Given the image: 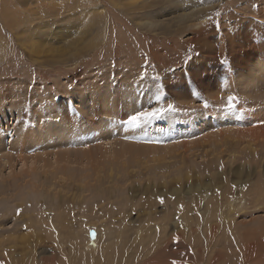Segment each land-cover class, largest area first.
I'll use <instances>...</instances> for the list:
<instances>
[{"label": "rangeland", "instance_id": "374dc122", "mask_svg": "<svg viewBox=\"0 0 264 264\" xmlns=\"http://www.w3.org/2000/svg\"><path fill=\"white\" fill-rule=\"evenodd\" d=\"M261 121L264 0H0V264H264Z\"/></svg>", "mask_w": 264, "mask_h": 264}, {"label": "bare ground", "instance_id": "6f19581e", "mask_svg": "<svg viewBox=\"0 0 264 264\" xmlns=\"http://www.w3.org/2000/svg\"><path fill=\"white\" fill-rule=\"evenodd\" d=\"M11 11V10H10ZM36 17V16H35ZM26 25V24H25ZM200 29L201 28H199L198 30H196V31H194V33H198V31H200ZM38 43V42H37ZM260 60L258 61V65L260 64ZM257 69H259V68H257V65H256V67H254L253 66V68H251V71L254 73V72H256L257 71ZM132 89H134V87L132 88ZM134 144H129L128 146H126V149L129 151V152H131L132 153V160L133 159H135L136 160V157H135V154H143L144 152H143V147L142 146H133ZM171 184V183H170ZM170 186H172V185H170ZM178 188H180V187H175L174 189H172L171 190V193H170V195L172 196V198H171V200H175V199H177V193H178ZM155 196L156 197H160V195L159 194H156L155 193ZM193 200V201H192ZM192 200H191V202L193 203V204H195L196 203V201H194V198H192ZM179 212V211H178ZM176 213L174 212V213H172L171 214V216L167 219V220H174L175 219V217H176V215H175ZM176 220V219H175ZM166 222V221H165ZM145 228V227H144ZM176 229H177V227L175 228V227H173V230H172V238L174 239V238H176L177 237V232H176ZM163 236V235H162ZM161 238V237H160ZM159 238V239H160ZM245 238H247V237H245ZM263 238V237H262ZM163 239V238H162ZM180 239V238H179ZM257 239V238H256ZM176 240L178 241V239L176 238ZM181 240V239H180ZM179 240V241H180ZM233 240V239H232ZM238 240V239H237ZM158 241V240H157ZM257 241V242H256ZM166 242V241H165ZM230 242V241H229ZM246 242L248 243V248H246V252L247 253H249V254H252L253 256H255V255H260L262 252H264V239H259V237H258V239L257 240H253L252 242H250L248 239L246 240ZM172 244V246H174V244L175 243H178V242H176L175 240H173V241H168L167 243H166V247H167V245L168 244ZM180 243V242H179ZM256 243H260L259 245L258 244H256ZM77 244V243H76ZM86 244V243H85ZM160 244V243H159ZM245 243H243V245H244ZM250 244V245H249ZM183 245H184V243H183ZM236 245V244H235ZM239 245V244H238ZM161 246V245H160ZM159 246V247H160ZM186 247V246H185ZM236 247H237V245H236ZM240 247V246H239ZM191 248V247H190ZM183 249V248H182ZM169 250V249H168ZM113 251V252H112ZM111 252H110V254H109V257H108V259L111 261V256H112V254L114 253V250H112ZM165 249L164 248H162V249H159L156 253H155V255H154V259H153V261H151V262H153V263H151V262H144V263H151V264H176L177 262V260H176V256H177V253H178V251L176 250V247L174 246L173 248H170V250H169V258H167V257H164L165 256ZM212 254H214V253H212ZM252 256V257H253ZM195 257V256H194ZM197 257V256H196ZM223 257V256H222ZM190 258V257H189ZM219 258V257H218ZM187 259V258H186ZM192 259V258H191ZM195 259V258H194ZM200 260V259H199ZM120 261H122L123 262V260L120 258ZM148 261V260H147ZM262 261V260H261ZM122 262L120 263V264H122ZM176 262V263H175ZM136 263V262H135ZM178 264V263H177ZM180 264V263H179Z\"/></svg>", "mask_w": 264, "mask_h": 264}, {"label": "snow or ice", "instance_id": "6c2138e0", "mask_svg": "<svg viewBox=\"0 0 264 264\" xmlns=\"http://www.w3.org/2000/svg\"><path fill=\"white\" fill-rule=\"evenodd\" d=\"M156 98L159 99V96H157ZM237 99L238 98L234 94L229 95L227 97L226 107L229 111L235 108V101ZM173 107L174 106L172 104H168L167 109L160 108V107H150V108H146L142 110H137V111H134V113L129 114L126 120H123L122 123L129 128H138L142 124H147L151 120L159 118L166 111L173 110ZM261 123H264V121H261ZM161 202H163L162 198H161Z\"/></svg>", "mask_w": 264, "mask_h": 264}]
</instances>
